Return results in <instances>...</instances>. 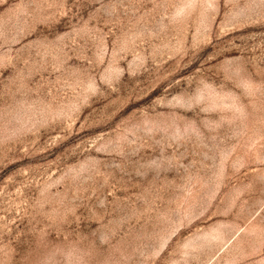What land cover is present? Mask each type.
<instances>
[{"label":"rangeland","instance_id":"1","mask_svg":"<svg viewBox=\"0 0 264 264\" xmlns=\"http://www.w3.org/2000/svg\"><path fill=\"white\" fill-rule=\"evenodd\" d=\"M0 264H264V0H0Z\"/></svg>","mask_w":264,"mask_h":264}]
</instances>
